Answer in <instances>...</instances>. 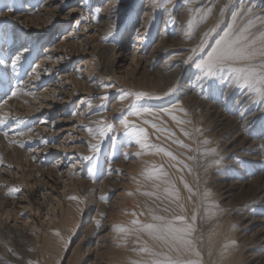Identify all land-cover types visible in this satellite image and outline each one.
Returning <instances> with one entry per match:
<instances>
[{
  "label": "rangeland",
  "instance_id": "obj_1",
  "mask_svg": "<svg viewBox=\"0 0 264 264\" xmlns=\"http://www.w3.org/2000/svg\"><path fill=\"white\" fill-rule=\"evenodd\" d=\"M62 1L55 2V6L59 8L56 9L55 13L58 15L54 21L36 23V21H32L30 11L38 12L45 9L47 4L49 6L50 0H0V8L8 3L15 9L11 13L4 9L3 14L0 15V37L6 30L9 42H13V38H15L17 46L24 45L31 50L27 59L21 61L23 67L19 70L18 75L25 83L21 94L12 98V103H15V106L10 112L11 116L23 118L24 123L12 126L25 131L26 135L16 137L10 132L9 139L23 140L24 147H21L19 143H9L5 147H0V160L3 161L0 163V233L7 230L5 227L7 219L9 220L8 224L13 225L16 230L18 229L17 231H23L32 238H38L39 244L42 242L44 233L55 234L57 231L60 233L48 245L47 250L41 252L34 249L28 242H21L19 246L12 247L16 256L7 250L6 256H10L12 264H27L29 260L38 261V264H58V262L59 264H79L81 258L80 264H97L94 262L98 260H102L103 264H130V260L141 258L132 251L134 247L140 246L134 243L137 237L130 235L127 237V242L124 243L121 236L113 230V225L127 224L133 218L132 211L137 213L143 211L145 215L139 218L146 222L150 220L147 215L148 210L150 207L154 208L159 202L136 192L138 187L141 191L151 190L150 183L144 182L140 174L145 168L151 167L152 163H165L167 167L171 161L162 154H145L143 155L147 157L145 164L141 165L138 161L141 156L134 155L139 150V146L134 143L121 144L119 138L115 147H113L111 139L105 138L101 143L99 154L94 155L91 160H85L83 158L85 155H93L88 147L89 142L95 143L84 127L89 126V121L71 117L74 116L72 113L76 112L78 108L80 110L87 108L84 102L80 105L77 104L80 97L85 98L89 95V98H100L107 95V100L104 103L100 101V108L108 113L107 120L119 128L121 113L118 110L128 104L126 100L123 102L119 100L122 89L151 92L150 94L154 96L162 95V93L156 94L152 90H147L138 83L144 76L143 68L148 60L147 58H133V46L131 45L140 41L143 43L142 45H146L148 42L152 47L158 43L167 28H173L174 34V30H177L178 26L166 22L168 17L165 18L161 11L162 14L155 23H148L150 20L153 21V11L150 10L152 9L151 0H124L122 4L117 1L109 2V0ZM221 1L224 3V0ZM255 2L260 5L264 4V0H251V4ZM114 7L115 11H112ZM182 8L184 7L178 4L173 13L180 24H183L187 19V14L183 16L180 14ZM69 9H75V12L70 17L62 18L61 14ZM106 10H109L111 14L109 16L110 24L115 23L117 28L112 36L104 39L106 34H102L98 26L105 18ZM144 10H150L149 16L147 14L144 16ZM80 13L89 15L90 19L77 24V21L80 20ZM141 25L145 27V30L143 34L136 35V29ZM152 26L154 29L149 31L148 28ZM63 36L66 37L63 39L64 41L62 40ZM11 43L8 44L9 47L12 46ZM2 44L3 41L0 40V46ZM53 44L60 47L54 50ZM97 44L100 47L113 46L112 55L114 53V56L106 59L112 62V71L115 75L108 82L110 89L101 93L94 89L93 91L87 90L88 86L96 82L97 74L92 71L93 75L90 76L86 68L88 65H94L101 61L99 53L94 52ZM48 47L50 55L58 62L48 61L42 65L39 72L41 75L35 73L31 75L40 55ZM86 60L89 61V64L83 66L82 63ZM159 60L161 59L151 61L154 69H157ZM36 76L39 79H36ZM77 81L83 85L78 86ZM15 84L14 80L13 85ZM47 86L57 89V96L50 98L47 107H44L41 106V102L45 100L40 92ZM73 87H77L79 90L76 95L71 96L70 90ZM224 91H228L226 83L220 87L209 89V92H212L211 97L200 106L184 105L187 113L192 116L189 118L188 115L186 118L191 121L189 125L171 127L166 122V127L175 132L176 138L191 144L193 148L205 138L210 140L212 143L209 147L217 149L218 155L224 158L223 162L220 165L209 166V161L213 157H202L198 153L188 152L190 155L197 156L196 160L187 161L192 166V177L187 173L184 175L177 170H172L170 167L168 171L176 180L181 194L180 202L185 205V212L181 214L190 216L193 209L200 204V198L193 194L192 200L187 199L189 193L179 181L180 175H183L191 185L193 193L197 191L203 193L208 190L211 193V200L215 205H218L219 211L213 210L214 214L211 215H206L203 207L198 210L195 242L201 252L203 264H264V205H262L264 202L261 203L259 196L255 195L257 183L262 182L258 179L260 176L258 170L264 169V158H259V161L253 155L254 157L250 158H255L254 161L245 159L246 163L237 162V158L242 159L245 153L246 156L249 155L245 149L247 144L241 142L242 138H235L236 123L230 114L234 107L233 97L236 99L237 94L240 93L236 90L228 91V95L230 96L231 93V97L227 103H224L225 100L221 95ZM28 92H32L34 95H27ZM215 94L216 98H214ZM20 99L29 103L35 101L39 110L32 113L27 108L17 107L16 103ZM117 101L119 105L115 107ZM126 102L127 104H125ZM207 102H218L219 105L214 109V107L208 106ZM137 103L143 104V101ZM203 108L204 110H202ZM18 109L20 111L16 112ZM251 110H254L253 107H249L248 111ZM261 113L256 117L258 119L255 120L254 128L248 129L247 133L251 139L261 137L255 134L261 127H264V112ZM70 118L75 127L59 134L60 128L66 126ZM129 118L133 120V117ZM181 127L192 132L191 139L183 135L180 131ZM28 128H32L33 131L28 133ZM195 129H201V132L198 133ZM0 132L2 133V130ZM149 134L154 142L155 137L159 135L160 142L170 147L176 154L178 153L177 155L186 151L171 141H166L164 138L168 133H156L155 136L154 130L149 128ZM109 135L119 136L118 133ZM227 138L228 140H226ZM67 141L69 144H76L77 147L72 148L73 150L65 148V144H68ZM125 151L129 153L127 159L124 158ZM182 158L185 159L180 155V159ZM121 163L124 166L117 171L116 165ZM58 165L60 169H57ZM89 172L95 174L94 178L90 177ZM109 174H118L119 179L115 180L111 176V180L105 181ZM133 177H136L141 183L138 185L134 182ZM11 188H18L19 191L9 195L7 193ZM105 189H108V192L101 194ZM129 192H132L133 195H128ZM73 195L83 199V202L80 203L82 208L78 206L77 211H74L76 217L80 214V222L76 226L64 223V208L68 197ZM101 197H107V199L103 200ZM99 201H105L106 206L105 211L102 212L104 213L103 219H100L101 223L98 227L99 229L103 228V232H99L96 240H101L105 247L96 249L97 252L94 249V240L90 247L85 245L80 249V241L88 232V226L91 218L95 215ZM162 207L163 205H161ZM170 207L180 213V209L175 205H170ZM7 212L10 213V216H7ZM160 214L169 215L170 213L161 211ZM69 236H71V242L65 249L64 242ZM3 237L4 239H0V244L10 239L8 235ZM140 240L147 241L154 248H157L156 245L158 246L147 234H141ZM232 241H235V244H231ZM157 249L159 250V248ZM27 256H34V258Z\"/></svg>",
  "mask_w": 264,
  "mask_h": 264
},
{
  "label": "snow or ice",
  "instance_id": "obj_2",
  "mask_svg": "<svg viewBox=\"0 0 264 264\" xmlns=\"http://www.w3.org/2000/svg\"><path fill=\"white\" fill-rule=\"evenodd\" d=\"M151 4L153 19H155V13L161 11L168 17L166 22L179 25L180 32L186 41L191 42L197 40L198 37L197 42L187 49L188 54L181 61L182 65L195 69L193 81L196 87L203 91L204 88L213 89L226 83L228 91L236 90L241 95H246L248 105L241 109V119L244 118L249 107H255L258 111L264 112V12L258 13L254 7L250 6L251 0H239L237 5H232L231 0H224L218 10L215 0H209L208 3H204V0H151ZM178 4L187 10V19L183 24H180L173 15ZM230 6L234 10L231 12L227 27L223 29L222 34L217 33L221 19ZM4 9L9 13L15 10L11 4L5 3L0 8V15L3 14ZM112 11H115V7ZM68 15H71V13H68ZM213 15L217 16L215 23L201 31L203 25ZM79 16L80 20L77 21V24L90 19L89 15L83 13H80ZM116 28L115 23L111 24L104 39L112 36ZM213 33H217V36L213 37ZM210 39L214 42L209 43ZM0 40L3 41L2 46H0V100L7 104L8 100L17 97L23 91L25 82L18 73L23 67L21 61L27 59V56L31 54V50L24 45L17 46L15 38H13L12 46L9 47L6 30ZM34 73L35 69H33ZM35 78L39 79L38 76ZM14 80L16 81L15 85H13ZM104 87H110V85H104ZM177 87V84H173L168 91L155 96L145 91L122 89L119 100L121 102L127 100L128 104L118 110L121 113L119 128L103 117L93 122L96 125L95 127L84 126L89 135L95 140V143L89 142L88 145L93 155H85L83 157L85 160H91L94 155L99 154L101 143L105 138L111 139L113 147L116 146L119 138L121 144L134 143L139 146V150L134 153L136 156L162 154L174 162L167 167L165 163H152L151 167L145 168L140 174L144 182L150 183L151 190L141 191L138 187L136 192L159 202L154 208H149L147 215L150 220L146 222L139 218L145 215L143 211L140 213L132 211L131 216L133 218L127 224L113 225V230L121 236L124 243L127 242V237L130 235L137 237L134 243L140 246L134 247L132 251L136 252L141 258L130 260V264H203L201 252L195 242L198 210L203 207L206 215L214 214L213 210L219 211L218 205H215L211 200V193L208 190L203 193L199 191L193 193L191 185L181 175L178 179L189 193L187 199L191 200L193 194L200 198V204L193 209L190 216L181 214L185 212V205L180 202V189L177 187L176 180L172 178L171 173L168 171L170 167L181 173L185 170L191 173L192 166L187 161H194L197 156L187 155L188 152L198 153L202 157H213L209 161V166L220 165L224 158L218 155L216 148L209 147L212 142L205 138L193 148L191 144L177 139L175 132L165 126L166 121H163V115L170 116L178 126L191 123L190 120L176 114L183 113L184 117L188 115L187 110L182 106L172 105L171 108L156 110L137 103L146 99L163 100L165 97L171 96L177 90ZM228 91L221 93L225 103L228 100ZM26 94L34 95L32 92ZM106 100V95L101 97V103ZM85 103H87L89 109L92 108L90 99L86 100ZM72 114L77 115L76 112ZM80 115H84V113H80ZM129 117L141 118V123L138 124L136 120ZM146 117H151V119ZM22 123H24L22 117L11 116L9 112L0 113V130H2L4 138L8 139L10 144L19 143L21 147H24L23 140L9 139L10 132L16 137L26 135L25 131L12 126H19ZM145 126H150L156 133H168L164 139L186 151L177 155L170 147L160 142L161 137L159 135L155 137L154 142L150 137L149 128ZM32 131V128L27 129L28 133ZM180 131L184 136L192 137V132L187 131L185 128L181 127ZM195 131L199 133L201 129H195ZM110 133H118L119 136H110ZM255 134L264 136V127H261ZM260 147L264 149V145ZM128 155L129 153L125 151L124 158L127 159ZM180 155L184 156L185 159H180ZM237 162L246 163L239 158H237ZM0 163H3V161L0 160ZM9 167L11 166L9 165ZM89 175L94 178L95 174L89 172ZM133 180L138 185L141 183L136 177H133ZM18 191V188H11L7 194L11 195ZM128 195H133V193L129 192ZM68 199L76 200L78 203L83 202L80 197L75 195L69 196ZM101 199L106 200L107 197H101ZM161 205H163L162 208ZM170 205L179 208L180 213L175 212ZM161 211L170 214L163 215L160 214ZM99 216L103 218L104 213H100ZM100 223V219L95 221L97 228ZM55 234L60 235L59 231ZM141 234H147L158 244L159 250L150 246L147 241H141ZM70 242L71 236L64 242L65 249ZM230 243L235 244V241ZM8 251L13 256L17 255L14 249L9 248ZM0 264H12V262L5 260ZM27 264H38V261L29 260Z\"/></svg>",
  "mask_w": 264,
  "mask_h": 264
},
{
  "label": "bare ground",
  "instance_id": "obj_3",
  "mask_svg": "<svg viewBox=\"0 0 264 264\" xmlns=\"http://www.w3.org/2000/svg\"><path fill=\"white\" fill-rule=\"evenodd\" d=\"M56 1L57 0H50L49 6L47 4L45 6L46 8L41 10V11H38V12L30 11V14H31L30 17L32 18V21H36V23L43 22V21H45L47 23H51L52 21H54V19L58 15V14L55 13L56 9L59 8L58 6H55V2ZM65 1H67V0H63L62 2H65ZM111 1L112 2H115V1L118 2V0H109V2H111ZM208 2H209V0H204V3H208ZM215 2L217 4V10H218L219 6L221 4H223V3H222L221 0H215ZM238 2H239V0H231V4L232 5H237ZM118 3L122 4V3H124V0H119ZM261 4L262 5L257 4V2H255V3H252L250 6L254 7V9L258 13H262V12H264V4L263 3H261ZM74 10L75 9H71V10L69 9V11L62 13L61 17L64 18V19L67 18V17H70L71 15H68V13L73 14L75 12ZM145 10H144V16H146V14L149 16V13H150L149 11L152 10V9H150L149 11L148 10L145 11ZM233 10H234V8L230 6L229 9L225 12L224 17L221 19V23H220L219 27L217 28V33H221L222 34L223 29L227 27V22L230 20L231 12ZM161 14L162 13L160 11L155 13V19L152 18L153 21L150 20V21H148V23H150V22L151 23H155L156 20H158L160 18ZM180 14H181V16H183L184 14L185 15L187 14V10H186L185 7L182 8ZM109 16H111L110 11L106 10V16H105V18H103V20H101L100 25L98 26L100 28L99 30H100V32H102V34L103 33L106 34L108 32V29H109L110 25H111L110 21H109V19H110ZM164 17L166 18V15H164ZM216 19H217V16L213 15L203 25L201 31H203L204 29L210 27L213 23H215ZM165 24H166V22L164 20V25ZM177 26H178L177 30H174V34H173V28H170V27L167 28L164 31L163 36H161V39H159L158 43L156 45H153L152 47H151L150 43L147 42L146 45H142L143 43H140V41H138V42L136 41V42H134L131 45V46H133V55H132L133 58H135V57H139L140 59L147 58V60H148V63L145 64V67L143 68L144 76H143L142 80L138 82L141 86H143L147 90H152V92H155L156 94L157 93H162L163 94L164 92L168 91V89L173 84H177L178 85L176 92H174L169 97H165L162 101H159L160 103L157 100H155V99H146V100H143V104L138 103L141 106L151 107V108L156 109V110H159L161 108H171L172 105H178V106H182L184 108V105L187 106V104H188L190 107L191 106L194 107V106H200L203 102L206 101V99L211 97L210 95L212 94L213 91L209 92L208 88H204V90L201 91V89H199L198 87H196L194 85L193 73H194L195 69L191 68V67L184 66L181 63L182 59L185 58L187 56V54H188L187 49L197 42L198 37H197V40H193L191 42L186 41L184 39L183 35L180 32L179 25H177ZM153 29H154V26L148 28L149 31H152ZM144 30H145V27L143 25H141V26L137 27L135 33H136V35L137 34L141 35V34H143ZM217 33H213L212 34L213 37H216ZM65 38L66 37L63 36L62 40L65 39ZM62 40H61V42L64 41V40L63 41ZM11 42H9L8 44H10ZM213 42H214V40H212V39L209 40V43H213ZM52 47L55 50L56 48H59L60 46L56 45V44H53ZM112 49H113V46H111V45H104V46L100 47L97 44L95 46V51L94 52L99 53L101 61H99V63H95L94 65H88V67L86 68V70L88 71L90 76L93 75V74H91L92 71L96 72V74H97L96 82H93V84L91 86L87 87L88 91H93V89H94V90H98L101 93V92H105V91L107 92V90L110 89V87H104V85H108V82H110L111 78L113 79V76L115 75L113 73V71H112V62L110 60L106 59V58L110 59V57L114 56V53L112 55ZM49 50H50L49 47L46 48L42 52V54L40 55L39 61L36 63V65L33 68V69H35V74L41 75V73H39V72L41 71L42 65H44L46 62H48V61L58 62L57 59L55 60V59L52 58V56L50 55V51ZM167 54H170V55H167ZM155 59H161V60H159L160 63L157 66V69H154V67H152V62L151 61L152 60L154 61ZM82 64H83V66H87L86 64H89V61L86 60ZM30 74L33 75V70L31 71ZM77 84H78V86H80V85L82 86L83 85V83L80 84V81H77ZM78 90L79 89H77V87H73V89L70 90L71 96L76 95V92H78ZM67 92H69V90H67ZM40 95L45 100V101L41 102V106L47 107L48 101L50 100V98H54V97L57 96V89H55V88L51 89V86H47L40 92ZM230 97H231V93H230V96L228 95V100L230 99ZM214 98H216V94L214 95ZM89 99L92 101V108L91 109H89L87 103H85V101L89 100ZM233 99L234 100H232V101L234 102L233 103L234 107H233V109H231V113L230 114H232L231 117L234 118V121L236 123L235 127L237 129H236L235 138L236 139L237 138H242L241 142L247 144V147L245 149L248 151V154H249L247 156H246V153H245L244 156H242V154H241L242 159H240V160H242V161L244 160L245 161V159L246 160H248V159L250 160L251 159L252 161H254L255 158H250L253 155H255L257 160H259V158L260 159L264 158V149H262L260 147L261 145H264V136H261V137L259 136L260 138L251 139L249 137L248 133H247L248 129H250V128L253 129L254 126L256 125L255 120L258 119L256 117L259 114H262L261 111H258L255 107H253L254 110L247 111V113L244 116V118L241 119L240 111H241V109L243 107L247 106L248 97L246 95L237 94L236 99L234 97H233ZM79 100L80 101H78L77 104L80 105V104H82V102H84L86 104L87 108H85L83 110H80V108H78V110L76 111L77 115H74L71 118H73V117L77 118L78 117V119H80V120L81 119H83V120L85 119V120L89 121L88 125L91 126V127H95L96 125L93 122L99 120L101 117H103L105 119L108 118V113L104 112L100 108V104L99 103L101 101V97L100 98L99 97L98 98H95V97L94 98H89V95H88V96H85V98L80 97ZM139 102H141V101H139ZM207 103H208L207 104L208 106L214 107V109H215V107H217L219 105L218 102L217 103H209V102H207ZM14 104L15 103H12V99L8 100L7 104H5L3 102V100H0V113H4V112H9L10 113L11 109L13 108V106H15ZM125 104H127V102ZM16 105H17V107L19 106V108H27V110L29 112H32V113H35L36 111L39 110L38 106L36 107V102L35 101L29 103L27 101H24L23 99H20V100L17 101ZM118 105H119V102L117 101L115 103V107H117ZM205 109H206V107H205ZM196 110H195V112H196ZM202 110H204V108ZM17 111L19 112L20 110L18 109V110H16V112ZM80 113H84V115H80ZM176 114L178 116L183 117L184 119L188 118V115H189V118L192 117V116H190V114H188L186 117H184L183 113H176ZM71 118L68 119L67 122H69V123L66 126L60 128L61 130H59V134L62 131L70 130V129L75 127V126H73L72 121H70ZM146 118L150 119L151 117H146ZM162 119L166 120L167 124L169 126H171V127L172 126L173 127H177L178 126L174 121H172L170 116L163 115ZM133 120H136L137 123H141V118L133 117ZM146 127L150 128V126H146ZM188 131H189V129H188ZM165 134H167V133H165ZM155 136H156V132H155ZM179 138H181V137H179ZM226 140H228V138ZM64 143H66V142H64ZM68 144H69V142H68ZM68 144H65V148H67V149L73 150L72 148L75 149L77 147L76 144H69V145ZM6 145H9L8 139H5L3 134L0 132V147H5ZM188 154L189 153H187V155ZM238 157H240V156H238ZM146 158L147 157L141 155V157L138 160L141 163V165L145 164ZM171 163H174V162L171 161ZM120 165H116V170L117 171H119V169L124 166L123 163H121ZM141 165H139V166H141ZM57 169H60L59 165L57 166ZM173 169L174 168H172V170ZM174 170H176V169H174ZM258 171L260 172V176H258V179L260 181H262V182L260 184L257 183V187L255 186L256 189H257L255 191V195L256 196L258 195L259 196V200L261 201V203H263L264 202V169L263 170H258ZM186 173L190 177H192L191 176L192 172L189 173L187 170H185L183 172V174L187 175ZM111 176H113V178L115 180L119 179V175L118 174L117 175L109 174L108 179H106L105 181L111 180L112 179ZM105 192H108V189L103 190V192L101 194H104ZM185 193H186V191H185ZM255 195H253V196H255ZM91 199H93V198H91ZM86 202H87V200H86ZM262 205H264V204H262ZM78 206H81V205L76 200L67 199L66 207L64 208V216H65L64 217V223H68L69 225H75V226L78 225V223L80 222L79 221L80 214L78 215V217H76L74 215V211L76 210V208ZM105 206H106V202L105 201H99L98 202V205L96 206L95 215L91 218V222H90V224L88 226V232L85 235V237L82 238V240L80 241V244H79L80 245L79 246L80 249L83 246H85V245H89V247H90V244H92V242L94 240H95V243H94L95 244V248H94L95 250L98 249V248H101V247H105V245H103L101 243V240H99V239L96 240L98 238L99 232H103V228L99 229V228H97V226L95 224V221L97 219H101L99 214L105 211ZM81 208H82V206H81ZM7 216H10L9 212H7ZM6 221L7 222L5 224L6 225L5 227H6L7 230L6 231H2L0 233V239H2V238L4 239L3 236H6V235H8V237L10 239H9V241L5 240V241H3L4 242L3 244H0V262L5 261V260L6 261H10L11 260L10 256H6L7 255L6 254L7 250L9 248L12 249V247L19 246V244L21 242H23V243L28 242V244H31V246H33L34 249H37V251L41 252L42 250H47L48 245L51 244L52 240L56 236V234H54V233H50V234H47V233L45 234L44 233L42 235L43 236L42 237V242H41V244H39L40 242H39L38 238H32V237L28 236V234L24 233L23 231H17L18 229L16 230L13 225L10 226L8 224V222H9L8 219ZM111 230H112V227H111ZM47 242H49V243L47 244ZM155 247L159 248V246H157V245ZM27 257L28 258H34V256H27ZM40 257H42V256H40ZM80 262H82V258H81V261H79V264H80ZM83 262H84V259H83ZM94 263L103 264V261L102 260L101 261L98 260V261H95Z\"/></svg>",
  "mask_w": 264,
  "mask_h": 264
}]
</instances>
